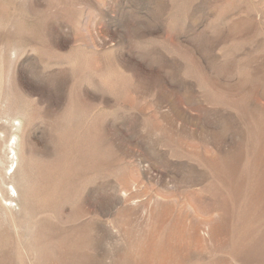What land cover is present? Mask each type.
I'll return each instance as SVG.
<instances>
[{
	"label": "rangeland",
	"instance_id": "obj_1",
	"mask_svg": "<svg viewBox=\"0 0 264 264\" xmlns=\"http://www.w3.org/2000/svg\"><path fill=\"white\" fill-rule=\"evenodd\" d=\"M0 264H264V0H0Z\"/></svg>",
	"mask_w": 264,
	"mask_h": 264
}]
</instances>
